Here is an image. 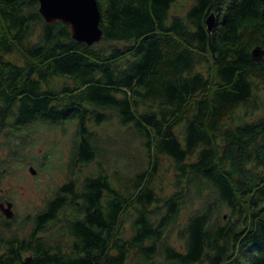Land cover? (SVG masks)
Here are the masks:
<instances>
[{"label":"trees","instance_id":"trees-1","mask_svg":"<svg viewBox=\"0 0 264 264\" xmlns=\"http://www.w3.org/2000/svg\"><path fill=\"white\" fill-rule=\"evenodd\" d=\"M176 1L98 0L88 44L39 0H0V183L26 129L76 121L68 179L34 213L0 209V264H264L263 1Z\"/></svg>","mask_w":264,"mask_h":264},{"label":"rangeland","instance_id":"rangeland-1","mask_svg":"<svg viewBox=\"0 0 264 264\" xmlns=\"http://www.w3.org/2000/svg\"><path fill=\"white\" fill-rule=\"evenodd\" d=\"M192 1H176L171 9L172 13L185 14ZM262 91L264 92V90ZM75 128L76 121H71L66 125L36 124L30 127V129H26V131L31 132L22 150L24 153L23 158L27 157V159L23 163L20 162L19 166H15L11 162L9 171L0 183V201L5 202L6 206H8V201H12L11 209L13 210V216L11 217L19 215L21 218L27 214L36 212L53 195L56 188L68 179L70 175L68 160ZM109 129L112 131V126ZM6 154L7 149L1 147L0 157H4ZM42 163H51L53 168L52 166H49L47 169L42 168L40 166ZM32 166L35 169L34 172L31 170ZM91 167L92 165H82L81 170L79 169L77 174L83 177L90 172ZM164 168V177L160 180L159 185L162 182L165 188L164 192L167 193L173 190L171 185L174 181L175 172L168 161H166ZM1 212L3 211L1 210ZM180 216L177 222L170 225L166 236L168 237V241L178 249H183L179 238V231L187 219V209ZM18 226L21 230L23 229L22 231L28 229L23 225L20 226V224ZM134 260L138 261L139 264H147L136 252H134ZM163 260L164 258L160 255L158 261Z\"/></svg>","mask_w":264,"mask_h":264},{"label":"water","instance_id":"water-1","mask_svg":"<svg viewBox=\"0 0 264 264\" xmlns=\"http://www.w3.org/2000/svg\"><path fill=\"white\" fill-rule=\"evenodd\" d=\"M263 4H264V0ZM39 10L48 22L63 21L71 28L72 37L85 41L88 44L100 41L104 31L101 27V10L98 0H39ZM264 12V5H263ZM207 27L213 30L215 23V12L206 18ZM254 60L262 61L264 48L256 45L252 49ZM31 170L34 172L33 166ZM6 203L0 201V209L7 217L13 216L11 209L12 201Z\"/></svg>","mask_w":264,"mask_h":264}]
</instances>
